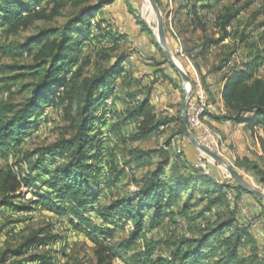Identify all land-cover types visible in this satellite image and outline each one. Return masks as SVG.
Masks as SVG:
<instances>
[{"label":"trees","instance_id":"16d2710c","mask_svg":"<svg viewBox=\"0 0 264 264\" xmlns=\"http://www.w3.org/2000/svg\"><path fill=\"white\" fill-rule=\"evenodd\" d=\"M175 1L179 4L173 8L172 24L181 33L204 29L205 22L197 6L200 1L204 3L203 8H210L223 0ZM113 2L96 0L95 3L77 4L75 12L61 25L40 26L35 23L48 22L53 15L47 14L51 0H0V92L8 95L0 100V158L13 152L38 128L46 108L61 109L66 121L58 139L32 151L19 150L20 156L14 163L0 165V207L29 210L35 203L55 214L73 215L72 226L83 231L94 244L93 264H116V258L123 259L126 264H264L256 254L238 255L239 247L254 239L248 229L241 226L236 209L228 210L227 215L206 224L198 234L165 241L169 249L166 255L156 252L158 242L146 238L144 233L147 228L158 226L163 217L172 219L176 214L186 215L202 202L206 203L203 210H209L226 201L227 191L235 192L236 198L247 193L235 184L218 182L201 168L178 157L172 162L164 148L131 150L126 164L137 168L154 166L134 180L136 188L133 192L113 197L98 206L99 223L87 216L88 206L98 199L100 183L96 178L101 170L98 161L101 139L98 138L100 132L93 130L97 124H103L102 107L109 108L112 104V101L109 104L106 101L112 100L116 88L133 87L131 96L136 95V89L142 91L139 79L122 68L132 56L129 52H118L113 60L91 75L84 73L88 62L79 61L76 54L89 40L91 20ZM156 2L161 7V1ZM55 11L53 8L52 13ZM238 13V9L226 7L218 20L222 34L202 40L195 56L185 48L187 57L195 60V57L204 56L211 46L227 38L226 28ZM141 24L143 29L150 31L143 22ZM32 27L34 32L17 37ZM104 36L113 43L117 41L111 30ZM248 39L249 36H240L242 43ZM255 45H249L251 49L239 60L231 61L234 50L221 58L209 71L214 80L207 82L206 76L202 77L206 103L210 107L203 118L210 125V120L229 121L243 123L252 132L255 129L262 131L263 136H258L261 156L257 159L244 156L239 158L237 165L264 188V78L256 74L264 65V56L262 51L254 48ZM116 79L120 81L116 83ZM145 88L147 93L141 101L132 104L139 94L136 95L129 107L118 115L120 120L114 125L121 135L123 124L135 122L129 141L145 140L160 132L167 122L150 102V87ZM15 94L21 99L13 101ZM218 95L223 102V115L212 111L217 108ZM179 122V133L183 136L181 119ZM121 138L125 141L124 136ZM153 154L160 156L158 161H152ZM24 164L28 165L27 170L23 169ZM105 176L109 177V170ZM122 176L120 171L108 183L115 184ZM22 187L34 189L37 198L24 205L17 204L15 200L22 195ZM42 188L46 190L42 191ZM121 221L132 222L133 230L127 237L112 242L115 225ZM56 238L44 229L31 231L17 247L7 248L0 254V263L23 256L31 247ZM139 240L145 245L131 253V245ZM49 259L46 254H34L8 264H45ZM28 260L31 262L26 263ZM63 264L83 262L74 254H68Z\"/></svg>","mask_w":264,"mask_h":264},{"label":"rangeland","instance_id":"374dc122","mask_svg":"<svg viewBox=\"0 0 264 264\" xmlns=\"http://www.w3.org/2000/svg\"><path fill=\"white\" fill-rule=\"evenodd\" d=\"M160 1L161 7L159 6V8L165 22L168 45L176 63L191 77L193 86L196 80H199L202 85L203 76H206L207 82L208 80L209 82L214 80V76H211L209 71L231 50L235 51V54L231 57L232 62L239 60L241 56L245 55L251 49L248 46H252L253 44H256L254 48L262 51L264 56V0H223L217 4H213L210 8H203L204 3L200 1L197 6L199 14L205 22L204 29H197L195 32L187 30L181 33L179 32L180 29L175 28L172 24L174 18L172 11L179 4V1ZM95 2L96 0H51V4L47 10V14H53L50 17V21L42 20L37 21L35 24L40 26L46 24L61 25L75 12L77 4L82 5ZM144 3L145 0H114L113 3L106 5L100 15L97 14L91 20L92 28L89 40L84 43L81 51L76 52L79 61L86 60L88 62L84 68V73L88 75L102 69L107 65L108 61L115 58L118 52H129L132 56L122 64V68L126 72H130L134 78L139 79V87H142V91L140 92L139 89H136V95L139 94L143 98L147 93V88L145 87L149 86L150 96H154L153 91L155 87L165 85L169 86V93L166 91L165 95L167 97L170 95L171 100L174 99L173 97L176 99L175 102L167 103V108L163 109V111L168 113V116L165 117L167 122L164 128L157 134L142 141H129L133 127V124L129 122L121 126L120 130L123 132L120 131L121 135H118L119 130L114 128V125L120 120L118 115H121L122 111L129 107L131 100L136 96H131V93L135 90L133 87L121 86L116 88L114 94L111 96L112 104L109 108L105 105L102 107L103 124H97L93 130L94 133L100 132L98 138L101 139L100 155L98 156L101 170L96 178V181L100 183L98 199L88 206L86 212L88 217L98 223L96 215L98 206L108 203L113 197L133 192L136 188L134 180L140 178L145 170L154 166V164H151L148 167L137 168L133 164L131 166L126 164L130 159L131 150L140 148L147 151L164 148L172 162L176 157L181 161L188 162L194 155L196 160V154L199 151L197 148L190 147V143L184 134L182 136L179 133L181 128L179 119H181L182 104L185 100V90L189 87H187V84L186 89L183 87L180 75L168 62L164 53L159 51L155 35L157 26L156 17L151 9V17L147 18V15L143 11ZM226 7L239 10L238 15L226 28L229 36L220 44L211 46L204 56L195 57V60L188 58L185 48L195 56L198 51L197 46L201 44L202 40L205 38H217L222 34L218 20ZM53 8L56 11L52 13ZM97 22H100V24L98 25ZM141 22L150 31L143 29ZM33 27L27 31H22L17 37L20 38L34 32L35 28ZM108 30L116 34V43H113L109 40L110 38L104 36ZM241 35L249 36L248 42L242 43L240 41ZM256 74L264 78V65H261L257 69ZM119 81L120 79H116L115 82ZM195 86L197 90H200L198 84H195ZM7 97L6 93L0 92V100ZM20 99L21 96L18 94L12 96L13 101ZM168 108H171L172 111L170 112ZM212 110L220 112L219 108ZM44 113V116L39 119L38 128L27 136L23 144L16 147L13 152L11 151L1 157L0 165L14 163L18 156H20L19 150L32 151L40 145L53 142L62 135V126H64L66 121L63 118L61 109L48 107ZM203 122L206 127L212 129L217 134L218 140L222 139V135L212 125L206 123L204 119ZM256 130L261 131L260 129ZM122 136H124L125 141L121 138ZM261 136H263L262 131ZM246 138L248 142L250 141V147L246 146L243 151L249 150L250 157L257 159V150L251 141V137L247 135ZM222 143L224 144L223 157L254 188L264 192V188L249 173L238 167L239 156L242 155L240 153L243 151L239 152V154L237 153V146L232 139ZM235 150L237 152H234ZM159 158L160 156L155 154L151 156L153 162L158 161ZM208 160L201 167L204 173L213 176L218 182L235 184L222 165L214 162L210 157ZM108 164L110 165L109 168ZM27 166L24 164L23 169L27 170ZM194 167L198 168L196 164ZM107 170H109V177L105 176ZM120 171L123 173V176L117 179L115 184L108 183L112 178H116L117 173ZM166 172L169 174L168 169H166ZM33 190L22 187V195H19L15 202L24 205L30 200H35L37 197ZM45 190V188H42V191ZM183 197H185V194ZM205 204V202L200 203L186 215L176 214L172 219L165 216L158 226L147 228L146 233H144L146 238H153L158 242L156 252L166 255L169 249L165 241L172 240L173 237L178 238L183 235L191 236L198 234L206 224L212 223L219 216L227 215L228 210L236 209L241 226L247 228L251 236H256V238L252 237L254 239L253 242L243 243L239 247L238 255L249 257L250 254H256L258 258L264 260V201L249 193H241L238 198H235V192L227 191L226 201L212 206L209 210H203ZM31 206L29 210L0 207V254L7 248L17 247L23 238L34 230L44 229L46 233L54 234L57 238L47 244L33 246L23 256L11 257L5 263L0 264H8L14 260L28 258L34 254H46L50 256L49 261L45 264H63L68 254H74L82 260L83 264H93L94 244L83 231L77 230L72 226L70 221L75 219L73 215L55 214L44 209L41 204L32 203ZM150 214L151 212L148 213L149 216ZM254 223L255 226L251 227L250 225ZM133 227V223L130 221L118 222L115 225L112 242L127 237L133 230ZM144 245L145 242L139 240L131 245L130 252L132 253ZM114 260L116 264H126L123 259L116 258Z\"/></svg>","mask_w":264,"mask_h":264},{"label":"water","instance_id":"95a60500","mask_svg":"<svg viewBox=\"0 0 264 264\" xmlns=\"http://www.w3.org/2000/svg\"><path fill=\"white\" fill-rule=\"evenodd\" d=\"M148 2L150 4L152 11L155 14L156 21H157L155 35H156L159 47L163 51L168 62L175 69V71L180 75L183 87L186 89V84H189V88L185 90L186 91L185 100L183 101V104H182V114H181L184 136L195 148H197L198 150L206 154L208 157L214 160V162L222 165L238 187L242 188L247 193L254 195L258 199L264 201V192L262 190L254 188L249 182H247L242 176V174L239 173L223 156L219 155L218 153L212 150L205 148L199 142V140L194 136V134L190 131L187 125V122H186V102H187L189 95L191 94L193 90L192 79L188 75V73L176 63V60L168 45V41H167V37L165 33L164 18L162 16V13L160 11V8L156 0H148Z\"/></svg>","mask_w":264,"mask_h":264},{"label":"crops","instance_id":"0c3cea01","mask_svg":"<svg viewBox=\"0 0 264 264\" xmlns=\"http://www.w3.org/2000/svg\"><path fill=\"white\" fill-rule=\"evenodd\" d=\"M195 84H198L200 86V89L203 90L202 85L200 84L199 80H196ZM168 89H169V86L168 87L165 85H162L160 87L156 86L155 90L153 91L154 96H150V102L155 107L157 112L163 111V109L167 108L166 107L167 103L172 102V101H174V102L176 101L175 97H173L174 99L171 100L170 95H169V97H167L165 95L166 91L169 93ZM157 94H159V95H157ZM172 95H174V94H172ZM154 97L155 98L157 97V98L155 99ZM154 103H156V104H154ZM161 107H163V108H161ZM208 108H210V107L208 106ZM217 108H219L220 112H218V111L214 112L212 110L213 113H217L220 115H223L225 113L223 102L221 100V96H219V95L217 96ZM168 109L170 112L172 111L171 108H168ZM210 121H211L210 123L212 124V126L222 135V139L218 140V142L220 141L219 142V147H220L219 150H221V155H223L222 152L224 151V144L222 142H227L231 139L236 144V146H237L236 149L238 150V152L236 150L234 152H237L238 154H239V152H242L246 146L250 147V145H249L250 141L248 142V139L246 138V136L248 135L251 137V141H252L254 147H256L258 157L261 156L262 152L260 150V146H259V142H258V136L261 135V131H258L255 129L254 132H252L243 123H232L229 121H214V120H210ZM129 123L133 124L132 132H134L135 122L132 121ZM189 145H190V147H194L191 143ZM195 154H196V152H195ZM240 154H242V155L239 156V158L246 156V157H249L250 159H252L250 157V151L249 150H245ZM188 162L190 164H194L195 163V155L193 156V158L191 160H188ZM193 166H195V164ZM174 210H175V208H174ZM173 217H175V215ZM252 237L256 238V236H252Z\"/></svg>","mask_w":264,"mask_h":264},{"label":"built area","instance_id":"2783aa9c","mask_svg":"<svg viewBox=\"0 0 264 264\" xmlns=\"http://www.w3.org/2000/svg\"><path fill=\"white\" fill-rule=\"evenodd\" d=\"M193 87L194 90L192 91V97H191V109L186 111L187 125L190 131L194 134V136L199 140V142L205 148L212 150L218 153L219 155H221V150H218L214 146L213 138L210 135H208L206 131L201 130L197 126V113L201 112L202 109H208V108L205 105V96L201 93V90H197L195 84ZM167 116L168 113L166 111H162V117H167ZM208 159L209 157L199 150L196 154L195 164L197 165L198 168H201L205 165L206 161H209ZM235 198H236V194H235ZM250 226L254 227L255 223Z\"/></svg>","mask_w":264,"mask_h":264},{"label":"bare ground","instance_id":"6f19581e","mask_svg":"<svg viewBox=\"0 0 264 264\" xmlns=\"http://www.w3.org/2000/svg\"><path fill=\"white\" fill-rule=\"evenodd\" d=\"M143 11H144V13L147 15V18H150L151 17V8H150V5H149V2H148V0H145V3H144V9H143ZM153 12V11H152ZM199 86V85H198ZM187 87H189V85L187 84ZM200 87V86H199ZM201 90V89H200ZM201 93L205 96V105H206V107L208 108V105H207V103H206V100H207V98H206V94H205V92L203 91V90H201ZM191 97H192V92H191V94L189 95V97H188V99H187V102H186V111H188L189 109H191ZM135 99V98H134ZM141 99H142V97H141V95H138L137 96V98H136V100H134V102L132 103V104H136V103H138L139 101H141ZM110 99H108V101H107V103L109 104L110 103ZM111 105V104H110ZM205 110L206 109H202V111L201 112H198L197 113V126L201 129V130H203V131H206L207 133H208V135H210L212 138H213V143H214V146H215V148H217L218 149V147H219V142H218V136H217V134L212 130V129H210V128H208V127H206L205 125H204V122H203V114H204V112H205ZM161 113V115H162V112H160ZM160 115V116H161ZM164 128V126H162L161 128H160V130H162ZM219 150V149H218ZM223 156V155H222ZM103 171V170H102ZM104 175V174H103ZM97 206V205H96ZM10 209V208H9ZM14 215V214H13ZM174 224V223H173ZM174 233V232H173Z\"/></svg>","mask_w":264,"mask_h":264}]
</instances>
